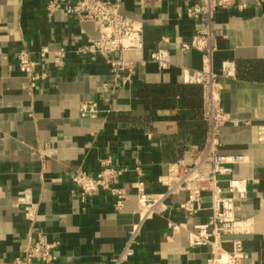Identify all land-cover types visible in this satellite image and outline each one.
<instances>
[{
  "label": "crops",
  "instance_id": "1",
  "mask_svg": "<svg viewBox=\"0 0 264 264\" xmlns=\"http://www.w3.org/2000/svg\"><path fill=\"white\" fill-rule=\"evenodd\" d=\"M120 1L121 14L143 27L144 63H136L130 83L116 81L102 57L76 55L90 38L93 26L80 24L64 11L48 15V0H0V264H16L33 231L57 243L51 264H114L137 223L135 168L144 172L147 192L161 193L158 183L172 165H193L207 135L203 121V90L185 83L184 69L200 70L203 55L181 50L200 30L187 9L202 0ZM247 7L218 10L213 21L217 51L212 67L221 85L227 114L249 125L225 126L220 153L242 155L246 162L231 165L220 177L248 181V196L236 199V215L248 222L238 236L248 254L245 264H264V0H236ZM168 42H163L164 39ZM43 48L68 51L61 70L48 56L47 78L36 88L20 71L17 55L38 57ZM166 49L171 65L162 70L149 62L152 52ZM229 75L225 74V70ZM97 104L95 118L81 116L84 103ZM111 161L127 172L116 186L126 191L122 211L108 193L84 198L73 183L77 171L97 175ZM203 172L210 174L207 162ZM27 192L38 207L31 224L19 199ZM185 193L173 196L164 215L148 220L136 254L124 264H205L208 247L191 248L189 233L212 216L209 204L195 216L180 209ZM207 201V200H206ZM172 224L184 225L177 233Z\"/></svg>",
  "mask_w": 264,
  "mask_h": 264
},
{
  "label": "built area",
  "instance_id": "2",
  "mask_svg": "<svg viewBox=\"0 0 264 264\" xmlns=\"http://www.w3.org/2000/svg\"><path fill=\"white\" fill-rule=\"evenodd\" d=\"M236 7L244 10L245 3L236 0H202V4L187 9V16L200 23V30L190 42L183 43L181 50L198 51L203 55V67L200 70L184 69L185 83L199 85L203 90V121L207 126L204 147L193 165L178 162L171 166L168 175L160 177L158 183L165 188L161 193L147 192L148 184L143 181L144 172L140 167L134 169L136 180L133 189L137 193L138 218L128 235L125 246L114 259V264H124L136 254L139 237L144 224L157 215H164L169 209L170 199L180 193H185L187 199L180 204V209L187 217H192L205 210L209 204L212 213L210 220L204 224L195 225L189 233L191 248L208 247L210 257L205 264H245L248 254L243 241L238 236L247 234L248 222L240 220L236 215V199L243 202L248 196V181L231 179L227 181V188L220 186L221 178L232 174L231 165L246 162L247 158L226 156L220 153L221 131L227 125L239 126L242 123L227 114L221 103V85L213 71L212 59L217 51L216 38L213 32V21L220 9ZM48 15L64 11L74 17L80 24L89 23L93 26L97 37L90 38L82 45L76 55L94 60L102 57L110 73L122 85L131 82L136 63H144L143 27L121 14L120 1L107 0H48ZM163 42H168L164 39ZM52 54L53 68L61 70L68 59V51L60 48L53 52L43 48L38 57H33L28 51L17 55L20 71L30 82L32 89L40 81L47 78V60ZM152 62L162 70L170 67L169 53L166 49H158L150 55ZM229 75V71L225 70ZM99 114L96 103L87 102L81 107V116L95 118ZM260 140L264 143V127L260 128ZM210 162L212 172H203L204 165ZM126 169H116L111 161L103 163V170L93 176L84 171H77L72 176L73 183L81 191L84 198L94 197L100 193H108L115 198L114 208L122 211L128 200L126 191L116 186ZM207 200V201H206ZM25 205V217L31 224L37 219L38 207L32 202L27 192H23L19 199ZM184 225L172 224L171 230L179 232ZM35 238L30 239L22 257L16 264H51L56 261L54 251L57 243L49 241L47 235L41 231H33Z\"/></svg>",
  "mask_w": 264,
  "mask_h": 264
}]
</instances>
